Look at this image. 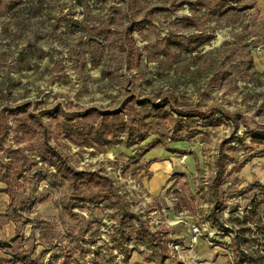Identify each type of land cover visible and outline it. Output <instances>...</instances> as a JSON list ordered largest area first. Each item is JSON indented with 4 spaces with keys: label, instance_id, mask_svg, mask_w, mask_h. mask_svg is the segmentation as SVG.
Segmentation results:
<instances>
[{
    "label": "rangeland",
    "instance_id": "1",
    "mask_svg": "<svg viewBox=\"0 0 264 264\" xmlns=\"http://www.w3.org/2000/svg\"><path fill=\"white\" fill-rule=\"evenodd\" d=\"M2 126L0 184L10 160L26 166L4 252H29L33 264H162L164 253L196 264L170 246L171 211L183 245L189 220L217 236L215 225L223 244L250 227L256 245V223L238 220L264 200V139H254L264 133V0H0ZM173 144L196 169L172 175L159 200L144 189L147 153ZM117 226L130 233L127 263ZM220 248L222 264H253L246 245Z\"/></svg>",
    "mask_w": 264,
    "mask_h": 264
},
{
    "label": "crops",
    "instance_id": "2",
    "mask_svg": "<svg viewBox=\"0 0 264 264\" xmlns=\"http://www.w3.org/2000/svg\"><path fill=\"white\" fill-rule=\"evenodd\" d=\"M179 147H181V145H177V144H173V145H169L168 149H161V150H151L149 151L147 154L149 155V157H147L146 162H149L148 164H146V168H148L147 170L149 171V176L146 179V182H144L145 186L144 189L147 191V194L151 195V197H156L160 200V196L164 197L165 193H172V191H170V188L172 187L173 182L168 181L169 178H171L172 175L174 174H182V173H189L188 176L191 177L190 173H194L196 167L193 164H186L185 166H181L179 163L180 161L175 160L174 157L178 156V151H179ZM178 161V164H177ZM191 171V172H189ZM177 177L174 178V180ZM4 181V180H3ZM145 181V180H144ZM5 182V181H4ZM190 187H191V194L189 195V198H193L196 199V191H194L192 181L190 180ZM6 184V185H5ZM5 184H0V218L5 219L0 223V264H13L16 262H21V259H25L26 261H29V258L33 257L32 254H29V252H25L22 250H18V249H14V252H7L8 250H5V252L3 251L2 248V244H6V242L11 241L10 239L13 237L14 232L16 231V225L13 222L12 219H6L8 216L7 213V209H8V204L9 203H13L15 202V198H16V194L19 191H14L13 196H14V200L12 201V195L10 194L9 190H8V185L5 182ZM199 197V196H198ZM197 200V199H196ZM168 204L171 205V201L168 200L167 201ZM174 206V204H173ZM170 214L173 216V221L169 222L172 226H168V228H166L167 230L165 231L166 233V237H172V239L168 240L169 242L175 241L177 242V235L174 232H172L170 230L169 227H175L174 225L177 223V221L175 222L174 220L177 218L175 217V213L173 211L170 212ZM141 220V217L140 219ZM189 221H194V220H189ZM218 221V220H217ZM204 223V220L202 221ZM145 224V222H143V225ZM150 223L147 221L145 225H149ZM151 225V224H150ZM159 227V226H157ZM155 228L154 230L156 232H158L159 228ZM151 229V227H150ZM159 229V230H158ZM140 230V228H139ZM152 229V232L154 231ZM212 230H214V232H216V234H218V236L216 237V247H213L211 249V247L209 246L210 244L203 239V241L198 242L194 248L192 249L193 253H195L196 255V264H222V262L220 260H215V254L217 253V251H219L220 246L222 247V238H221V233L219 231V229L213 225ZM164 235V234H163ZM185 235V234H184ZM183 235V236H184ZM190 236H191V227L189 229V235H185V241H184V245L187 246L188 243L190 242ZM162 236L158 233V243L156 242L157 246L162 245L160 238ZM165 237V236H164ZM181 237V236H180ZM163 239V238H162ZM189 242H188V241ZM160 241V242H159ZM168 242V245H169ZM198 246V252L196 251V247ZM217 249V250H215ZM170 254L171 251L169 250ZM165 254V253H164ZM62 258V257H61ZM63 259V258H62ZM161 259V258H160ZM32 263V262H31ZM164 264H180V262L173 258L170 257L168 259H166Z\"/></svg>",
    "mask_w": 264,
    "mask_h": 264
},
{
    "label": "trees",
    "instance_id": "3",
    "mask_svg": "<svg viewBox=\"0 0 264 264\" xmlns=\"http://www.w3.org/2000/svg\"><path fill=\"white\" fill-rule=\"evenodd\" d=\"M134 31V28L132 26L129 27L128 29V43H127V50L129 52H131V55L136 54L137 55V59L140 56V51L139 48L136 44V41L132 35ZM170 41V39H169ZM175 43V42H172ZM144 102H142L143 104ZM157 108L163 109L164 108V103H155ZM181 115L184 116H188V114L186 113V111H182V112H178ZM240 118H237L236 120V125L235 128H238L239 126V120ZM8 123V122H6ZM6 125V124H5ZM5 127L2 126L0 129V151L3 149L4 145L6 144V131L4 132ZM3 131V132H2ZM31 133V131H26V134ZM261 135V136H260ZM264 139V133L262 132H257L254 133V139ZM54 166L57 167V169L59 170V172L63 173V175H65V177L67 179L72 180V182L76 181L77 177L76 176L78 172H74L73 170L68 169L66 166H62L61 163L59 162V160L53 159V164ZM26 170V166H24V164H20L17 165L16 164V160H10L7 163L6 166V171L2 174V179L7 183L8 185V190L10 192V194L12 195V201L14 200V196L13 193L14 191H20L23 190L25 188V183L21 180V175L24 174ZM103 199V198H102ZM264 204V200H258L255 201L249 208V210L247 211V213L244 215L243 218H239V223L244 225L247 223H256L257 225V236L255 238H253L252 242H255L256 245H250V241L252 240V238H248L247 236H245V232L246 229H250V227L245 226L246 228H244V233L243 234H237L236 237L234 238V242H231L230 244H228V248H232L234 246H236L237 251L240 250L242 251V253L245 252L243 246L246 245L247 246V250L249 251L248 253V259L251 261V263L253 264H264V223L260 222H256V218L259 216L260 211H261V207ZM132 228L135 232L139 231V229L137 228V226H135L134 224L132 225ZM118 235V238L116 240H118L120 242V247L121 250L125 252V263L129 262L130 260V252L128 250V246H126V242L130 240V233L127 232V230L123 227V226H117L115 229ZM129 233V234H128ZM126 238V240L124 239ZM225 245V244H224ZM234 245V246H233ZM169 256L164 255L161 257V261L162 264L166 261V259H168ZM13 264H33L31 262L26 261L25 259H21V262H16Z\"/></svg>",
    "mask_w": 264,
    "mask_h": 264
},
{
    "label": "built area",
    "instance_id": "4",
    "mask_svg": "<svg viewBox=\"0 0 264 264\" xmlns=\"http://www.w3.org/2000/svg\"><path fill=\"white\" fill-rule=\"evenodd\" d=\"M191 236H190V244L187 246H184L182 243L180 242H175L172 241L170 243V246L172 249H174L175 251H180L183 250L185 248L189 249L190 251H192V249L194 248V246L199 242L200 239L205 238L207 242H209L211 245H217V241H216V237L215 233L210 232L211 229H209V226L207 225V223H202L199 221H192L191 225ZM231 236H233V233H231ZM226 244L222 245L224 247L228 248V244L231 243V239L227 240L225 242Z\"/></svg>",
    "mask_w": 264,
    "mask_h": 264
},
{
    "label": "bare ground",
    "instance_id": "5",
    "mask_svg": "<svg viewBox=\"0 0 264 264\" xmlns=\"http://www.w3.org/2000/svg\"><path fill=\"white\" fill-rule=\"evenodd\" d=\"M110 154V153H109Z\"/></svg>",
    "mask_w": 264,
    "mask_h": 264
}]
</instances>
